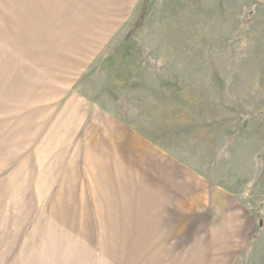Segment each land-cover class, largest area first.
Here are the masks:
<instances>
[{"label": "rangeland", "instance_id": "rangeland-1", "mask_svg": "<svg viewBox=\"0 0 264 264\" xmlns=\"http://www.w3.org/2000/svg\"><path fill=\"white\" fill-rule=\"evenodd\" d=\"M0 264H264V0H0Z\"/></svg>", "mask_w": 264, "mask_h": 264}]
</instances>
